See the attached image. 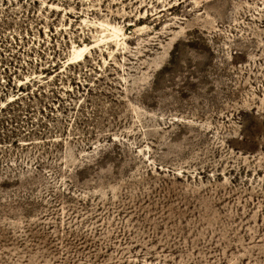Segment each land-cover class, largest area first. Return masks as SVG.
I'll return each mask as SVG.
<instances>
[{"label":"rangeland","instance_id":"rangeland-1","mask_svg":"<svg viewBox=\"0 0 264 264\" xmlns=\"http://www.w3.org/2000/svg\"><path fill=\"white\" fill-rule=\"evenodd\" d=\"M0 264H264V0H0Z\"/></svg>","mask_w":264,"mask_h":264},{"label":"bare ground","instance_id":"bare-ground-1","mask_svg":"<svg viewBox=\"0 0 264 264\" xmlns=\"http://www.w3.org/2000/svg\"><path fill=\"white\" fill-rule=\"evenodd\" d=\"M88 49H89V45L74 46L72 56L69 58L70 61L72 62L75 60H82Z\"/></svg>","mask_w":264,"mask_h":264}]
</instances>
